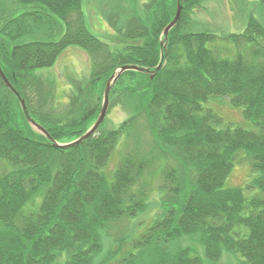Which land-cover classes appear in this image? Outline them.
Segmentation results:
<instances>
[{
    "label": "trees",
    "instance_id": "16d2710c",
    "mask_svg": "<svg viewBox=\"0 0 264 264\" xmlns=\"http://www.w3.org/2000/svg\"><path fill=\"white\" fill-rule=\"evenodd\" d=\"M202 1L182 0L164 63L152 77L127 70L117 78L108 108L120 99L126 119L105 129V117L79 144L55 147L36 132L0 78V264H203V258L219 260L223 250L239 253L234 264H264V24L250 14L242 30L218 35L191 19ZM17 2L34 8L1 22L0 67L32 118L48 113L39 110L47 98L35 106L28 97L38 82L30 71L51 65L72 44L93 55L96 71L90 89L72 99L76 110L40 123L58 142L79 137L94 122L116 68L157 66L162 31L176 10V0H151V14L122 32L143 42L105 58L106 43L86 26L82 0ZM259 4L264 10V0ZM31 19L35 30L46 27V36L34 34ZM217 38L238 46L232 58L207 46ZM212 96H230L255 129L215 127L218 116L202 108ZM124 134L126 147L109 180L102 168ZM241 153L256 173L244 185L258 189L249 196L241 186H224ZM156 159L164 160L159 175ZM152 174L160 178L156 214L139 234L117 231L147 210ZM183 236L199 242L202 256L190 246L170 250Z\"/></svg>",
    "mask_w": 264,
    "mask_h": 264
},
{
    "label": "rangeland",
    "instance_id": "374dc122",
    "mask_svg": "<svg viewBox=\"0 0 264 264\" xmlns=\"http://www.w3.org/2000/svg\"><path fill=\"white\" fill-rule=\"evenodd\" d=\"M150 3L151 0H82L80 10L86 11L87 8L93 10V13L90 14L83 12V17L87 26L89 23L92 27L94 24L98 25V29L89 30L106 43V48L103 51L105 58L108 56V53L120 51L126 45L143 42V39L140 40L136 37L124 38L122 32H124L127 26H132L133 28L135 23H137V19L142 17V20L146 19L151 14L153 7ZM147 5L148 15L144 13L147 12L145 10ZM33 8L30 4H19L17 0H0V24L4 20L18 16L21 13H26ZM250 14L256 16L264 24V10L259 4V0H203L201 6L194 8L190 16L193 20L205 23L220 35L223 32L242 30ZM98 15H101V20H98ZM90 17L92 20L89 21ZM129 19H132L131 22ZM33 22V19L29 21L33 25L34 34L40 35V37L46 36L44 34L47 31L46 27L45 30H43L44 28L39 31L38 29L35 30L36 24ZM102 22L105 27L102 25ZM145 24H147L146 20ZM207 46L211 47L222 58H232L238 48L233 41H226L220 38L208 42ZM95 71L93 55L86 49L73 44L62 49L51 65L32 69L30 74L38 78L37 86L31 90H26V92L35 106L41 101V98H47L45 103L41 102V108L39 110L48 113L42 115L32 113L33 119L37 123L45 124L51 121L50 119L64 120L68 118L73 113L72 111L76 110V106L72 105V99L80 91L84 92L90 89V82L94 77ZM101 85L100 83L97 84L94 89L97 88L100 90ZM202 108L203 111L209 109L218 116L219 124H215L217 128L239 126L246 129H255L253 122L244 117L242 107L235 106L231 103L230 96L209 97L206 101L202 102ZM128 114L129 111L126 106L120 103V99L115 98L108 108L103 127L106 129L118 126V124L126 119ZM125 137H127L126 134L120 136L119 143L112 151L107 164L102 168V171L109 180L113 178V171L117 167L123 150L126 147L124 146ZM143 140V146H147V138L143 137ZM163 163L164 160L162 159H156L153 162L152 166L158 175L164 166ZM255 174V172L249 169L246 156L241 153L238 162H235L234 167L227 176L224 186H241L246 195H252L258 189H246L244 185ZM146 181H148L150 188L147 197V201L149 202L147 210L139 213L127 222H122L118 227L119 230L116 229L117 231L121 230L123 232L125 230L124 232H126L128 230L126 235L129 233L136 235L143 232L159 209V206H157L159 200L157 188L160 183V178L156 174H152L147 177ZM179 246H190L202 256V246L193 237L183 236L180 240L171 243L169 248L174 252ZM106 248L107 245L105 244L104 249ZM238 259H241L238 252L223 250L219 260L211 262L203 258V264H234Z\"/></svg>",
    "mask_w": 264,
    "mask_h": 264
},
{
    "label": "water",
    "instance_id": "95a60500",
    "mask_svg": "<svg viewBox=\"0 0 264 264\" xmlns=\"http://www.w3.org/2000/svg\"><path fill=\"white\" fill-rule=\"evenodd\" d=\"M181 13H182V0H176L175 14H174L173 18L170 20V22L164 27V29L162 31V38L160 41L161 58H160L159 63L157 64V66L153 69H147V68L139 66L137 64H124V65H121L118 68H116L114 70V72L106 80V83H105V86L103 89V95H102V102H101L100 110H99V113H98L95 121L82 135H80L79 137H77L76 139H74L70 142L60 143V142L56 141L40 123H37L32 118V116L30 115L29 110L27 108L25 99L22 97L20 92L12 85V83L9 81L7 76L2 71L1 67H0V78H1L2 82L5 84V86L18 99L20 107L23 111V114H24L27 122L31 125L32 128L36 129L37 131L42 133L44 136H46L47 139L52 143L53 146L59 147V148H66V147H69L72 145L79 144L84 139H86L90 135L94 134L96 132V130L99 128V126L101 125V123L103 122V120L106 116L107 110H108V106H109L110 91H111L114 83L116 82L117 78L119 77V75L121 73H123L124 71H127V70H136L139 72L150 73L151 77H152V75L160 69V67L164 63V56H165L164 48L166 47L165 41L167 40L168 32L170 31L171 28H173L178 23V21L180 20V17H181Z\"/></svg>",
    "mask_w": 264,
    "mask_h": 264
},
{
    "label": "crops",
    "instance_id": "0c3cea01",
    "mask_svg": "<svg viewBox=\"0 0 264 264\" xmlns=\"http://www.w3.org/2000/svg\"><path fill=\"white\" fill-rule=\"evenodd\" d=\"M82 12H85L86 14H88V13L90 14V13H93V10H90L89 8H87L86 11H82ZM83 16H84V13H83ZM98 16H99L98 20H99V19L101 20V18H100L101 15H98ZM90 20H92L91 17L89 18V21H90ZM88 23H89V22H88ZM102 25H103V22H102ZM86 26H87V25H86ZM103 26L105 27V25H103ZM87 27H88V29H93V30L98 29V25H95V24H94V26L92 27V25H90V23H89V25H88ZM106 27H107V26H106Z\"/></svg>",
    "mask_w": 264,
    "mask_h": 264
}]
</instances>
